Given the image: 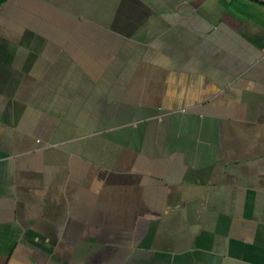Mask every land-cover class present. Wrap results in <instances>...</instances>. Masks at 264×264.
I'll return each mask as SVG.
<instances>
[{
	"label": "crops",
	"instance_id": "0c3cea01",
	"mask_svg": "<svg viewBox=\"0 0 264 264\" xmlns=\"http://www.w3.org/2000/svg\"><path fill=\"white\" fill-rule=\"evenodd\" d=\"M264 3L4 0L0 264H264Z\"/></svg>",
	"mask_w": 264,
	"mask_h": 264
},
{
	"label": "built area",
	"instance_id": "2783aa9c",
	"mask_svg": "<svg viewBox=\"0 0 264 264\" xmlns=\"http://www.w3.org/2000/svg\"><path fill=\"white\" fill-rule=\"evenodd\" d=\"M258 1L261 2V3H264V0H258ZM262 50L264 52V46L262 47Z\"/></svg>",
	"mask_w": 264,
	"mask_h": 264
},
{
	"label": "trees",
	"instance_id": "16d2710c",
	"mask_svg": "<svg viewBox=\"0 0 264 264\" xmlns=\"http://www.w3.org/2000/svg\"><path fill=\"white\" fill-rule=\"evenodd\" d=\"M4 0H0V4L3 2Z\"/></svg>",
	"mask_w": 264,
	"mask_h": 264
}]
</instances>
